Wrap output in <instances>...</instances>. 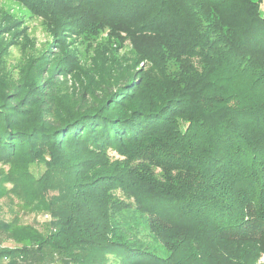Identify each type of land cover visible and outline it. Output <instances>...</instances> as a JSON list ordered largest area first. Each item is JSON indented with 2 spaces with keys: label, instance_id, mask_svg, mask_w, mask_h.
Returning a JSON list of instances; mask_svg holds the SVG:
<instances>
[{
  "label": "trees",
  "instance_id": "trees-1",
  "mask_svg": "<svg viewBox=\"0 0 264 264\" xmlns=\"http://www.w3.org/2000/svg\"><path fill=\"white\" fill-rule=\"evenodd\" d=\"M16 1L58 52L8 83L0 73V177L23 208L50 219L43 230L0 219L17 244L0 247V264H255L261 0ZM103 31L101 64L89 70L67 39ZM124 39L133 55L116 63ZM67 74L73 84L61 90Z\"/></svg>",
  "mask_w": 264,
  "mask_h": 264
},
{
  "label": "rangeland",
  "instance_id": "rangeland-1",
  "mask_svg": "<svg viewBox=\"0 0 264 264\" xmlns=\"http://www.w3.org/2000/svg\"><path fill=\"white\" fill-rule=\"evenodd\" d=\"M259 11L264 16V0L259 3ZM7 24L16 25V27L13 31L8 32L5 30ZM106 39V31H103L93 36L89 34L86 36L83 34L80 36L75 35L67 40H70V49L75 51L79 64L86 65L87 69L92 70L96 65L101 64L94 58L101 51V47L104 44L107 45L105 43ZM0 40V46H3L2 48L0 47V73H6L7 76L3 77L5 83L10 80H16L32 58L40 56L45 51L47 53V50H52L53 55L58 52L55 47L51 46L52 36L44 26L42 19L32 14L23 4L16 0H0ZM97 45L100 46L97 47ZM112 45L115 46L117 44L114 42ZM116 47V52L111 55L116 60V63L120 58L128 61L132 57L133 50L129 40L120 41V45ZM139 66H142V63ZM72 80L71 74L60 78L59 88L68 90L69 86L73 84ZM7 168L6 165L0 163V172H5ZM32 169L38 174L42 168L32 166ZM9 188L10 184L3 181L0 177V219L11 226L20 227L29 224L39 230H43L45 222L48 221L50 215L46 212L27 211L26 208H23L20 201L10 193ZM5 236L0 234V247L12 248L17 245ZM255 264H264V254L257 259Z\"/></svg>",
  "mask_w": 264,
  "mask_h": 264
},
{
  "label": "built area",
  "instance_id": "built-area-1",
  "mask_svg": "<svg viewBox=\"0 0 264 264\" xmlns=\"http://www.w3.org/2000/svg\"><path fill=\"white\" fill-rule=\"evenodd\" d=\"M45 217H46V216H45ZM49 219H50V217H49ZM49 219H48V220H49Z\"/></svg>",
  "mask_w": 264,
  "mask_h": 264
}]
</instances>
